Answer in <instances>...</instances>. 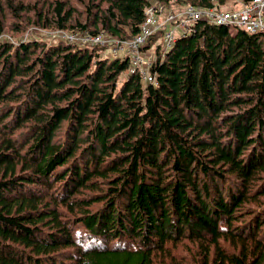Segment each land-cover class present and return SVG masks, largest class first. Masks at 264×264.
Returning <instances> with one entry per match:
<instances>
[{"label": "trees", "instance_id": "trees-1", "mask_svg": "<svg viewBox=\"0 0 264 264\" xmlns=\"http://www.w3.org/2000/svg\"><path fill=\"white\" fill-rule=\"evenodd\" d=\"M250 1L0 0V264H264V32L155 34V83L100 46L22 41Z\"/></svg>", "mask_w": 264, "mask_h": 264}, {"label": "built area", "instance_id": "built-area-1", "mask_svg": "<svg viewBox=\"0 0 264 264\" xmlns=\"http://www.w3.org/2000/svg\"><path fill=\"white\" fill-rule=\"evenodd\" d=\"M264 10V0H252L244 4L238 11H225L220 9H198L193 6L187 7L181 13H170L164 15V8L145 12V21L141 26L140 33L130 41H115L107 35L86 36L74 33L62 35L61 32L52 34L53 38L65 40L68 43L84 46L86 42L90 44H111L128 53L131 60V72L140 74L146 70L149 75V68L152 63L151 57H147L141 51V47L147 40L157 32L164 30L162 44L165 50L170 49L176 41V33L185 36L192 31V26L200 20H205L211 24L226 28L243 29L250 34L264 32V22L259 18V12ZM146 83H155V78L150 75L149 79L142 78Z\"/></svg>", "mask_w": 264, "mask_h": 264}, {"label": "bare ground", "instance_id": "bare-ground-1", "mask_svg": "<svg viewBox=\"0 0 264 264\" xmlns=\"http://www.w3.org/2000/svg\"><path fill=\"white\" fill-rule=\"evenodd\" d=\"M243 6L244 5H242V7L240 8V9H236V10H234V9H232V10H225V11H238V10H241L242 8H243ZM161 6L160 5H158V4H151V5H148L147 7H146V9H145V12H148V11H153V10H156V9H159ZM187 7H189V6H187ZM187 7H185L184 9H182V10H180L179 12H175V11H171V12H169V13H165L164 12V15L165 16H167V15H169L170 13H174V14H177V13H181V12H183ZM165 8V7H164ZM196 8V7H195ZM198 9H204V8H198ZM209 9H212V8H209ZM215 9H217V8H215ZM220 10H222V9H220ZM259 18L264 22V10H261L260 12H259ZM200 21H204V22H207V21H205V20H200ZM207 23H209V22H207ZM209 24H211V23H209ZM211 25H215V24H211ZM194 26V25H193ZM193 26H192V29H193ZM238 30H243V29H238ZM245 31V30H244ZM58 32H60V31H58ZM160 32H162L163 34H164V30H161V31H159V32H157L156 34H158V33H160ZM192 32V31H191ZM191 32H189V33H191ZM247 32V31H246ZM140 33V32H139ZM258 33H262V32H258ZM74 34H77V33H74ZM88 33H85V34H83V33H80V35H83V36H86ZM163 34H162V38H163ZM250 34V33H249ZM256 34V33H255ZM62 35H67V34H65V33H62ZM90 35V34H89ZM101 35V34H100ZM155 35V34H154ZM153 35V36H154ZM92 36V35H91ZM96 36H99V35H96ZM153 36H151V37H153ZM150 37V38H151ZM135 38V37H134ZM133 38V39H134ZM149 38V39H150ZM162 38H161V40H162ZM177 35H176V40H177ZM111 39V38H110ZM148 39V40H149ZM112 40H114V39H112ZM132 40V39H131ZM148 40H147V42H148ZM63 41H65V40H63ZM115 41H120V40H115ZM122 41H130V40H122ZM67 42V41H66ZM146 42V43H147ZM176 42V41H175ZM146 43L143 45V46H145L146 45ZM175 44V43H174ZM84 46H100V47H102V48H105L106 49V52H107V55L109 56V58H112V59H118V58H123V57H127L128 56V53L126 52V51H124V53H123V50L122 49H120V48H118V47H115V46H113V45H111V44H107V43H103V44H90L89 42H86L85 43V45ZM142 46V47H143ZM141 47V48H142ZM163 48L165 49V47H164V45H163ZM142 51V50H141ZM129 71V70H128ZM140 75L144 78V79H149L150 78V75H149V73L146 71V70H142V71H140ZM152 76V75H151ZM146 83V82H145Z\"/></svg>", "mask_w": 264, "mask_h": 264}, {"label": "rangeland", "instance_id": "rangeland-1", "mask_svg": "<svg viewBox=\"0 0 264 264\" xmlns=\"http://www.w3.org/2000/svg\"><path fill=\"white\" fill-rule=\"evenodd\" d=\"M153 4H157V3H153ZM158 5H160V4H158ZM242 5H244L243 3H238V4H234L232 7H231V5L230 6H228V7H231V8H226L227 10H232V9H234V10H236V9H238V8H241L242 7ZM161 7H163L164 8V6L163 5H160ZM237 6V7H236ZM239 6V7H238ZM175 11V10H174ZM180 10H176L175 12H179ZM164 12L165 13H169V12H171V11H168L166 8H164ZM223 30H226V31H228L229 33H231L232 35H234L235 33H237V31H238V29L237 28H222ZM58 31H60L61 33H65V34H69V32H66V31H61V30H57V31H43V30H36V32H29L30 34H26L23 38H22V41H25V40H27L28 38H32V39H35V38H37V39H45L48 43H58V42H61V41H63V40H61V39H57V38H53L52 37V34H54V33H56V32H58ZM78 34V33H77ZM176 35H177V37H180V32H177L176 33ZM5 40H10L11 41V38L8 36V35H5L4 37H3ZM21 41V40H20ZM11 43H13L14 45L15 44H17V41L14 39V40H12V42ZM154 48H152V49H150V50H147V51H144V50H142V52L144 53V54H146V56L147 57H151V58H153L154 59V56H155V54H154V50H153ZM153 59H152V61H153Z\"/></svg>", "mask_w": 264, "mask_h": 264}, {"label": "crops", "instance_id": "crops-1", "mask_svg": "<svg viewBox=\"0 0 264 264\" xmlns=\"http://www.w3.org/2000/svg\"><path fill=\"white\" fill-rule=\"evenodd\" d=\"M241 3V2H240ZM237 7V6H236ZM239 7V6H238ZM238 9H240V8H238Z\"/></svg>", "mask_w": 264, "mask_h": 264}]
</instances>
